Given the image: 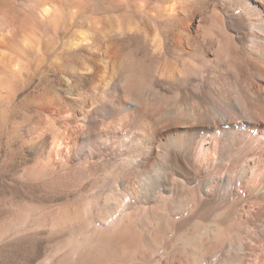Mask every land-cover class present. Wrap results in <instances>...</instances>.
I'll use <instances>...</instances> for the list:
<instances>
[{
	"label": "bare ground",
	"instance_id": "1",
	"mask_svg": "<svg viewBox=\"0 0 264 264\" xmlns=\"http://www.w3.org/2000/svg\"><path fill=\"white\" fill-rule=\"evenodd\" d=\"M88 1L0 0V101L71 34L61 54L100 66L95 97L108 139L96 147L88 138L90 108L75 113L71 136L55 127L66 111L51 107L41 129L51 163L66 164L83 137L79 162L110 178L105 199L116 208L97 214L100 242L124 250L138 232L168 257L160 239L181 252L200 236L217 244L213 264H264V0H94L91 15ZM136 37L154 57L173 47L176 64L146 80L129 73L135 56L121 43ZM191 252L192 264H208Z\"/></svg>",
	"mask_w": 264,
	"mask_h": 264
},
{
	"label": "rangeland",
	"instance_id": "2",
	"mask_svg": "<svg viewBox=\"0 0 264 264\" xmlns=\"http://www.w3.org/2000/svg\"><path fill=\"white\" fill-rule=\"evenodd\" d=\"M94 3L87 2L88 15L93 14ZM62 38L54 39L41 66H33L32 61L30 72L12 81L11 96L0 101V264H192L191 250L213 264L217 244L212 238L197 236L195 245L181 252L172 237L160 239L168 257L151 251L138 232L127 238L124 250L117 247L116 240L106 247L100 242L101 230L95 233L97 214L104 208H116L114 200L105 199L111 189L110 178L101 165L79 162L80 136L73 158L66 164L51 163L50 133L41 129L51 107L59 114L66 111L55 117V127L71 136L78 126L73 121L75 113L90 108L94 116L89 119L88 138L96 147L108 139L101 138L98 114L103 102L95 97L100 66L86 53L71 55L68 60L60 50L71 34ZM121 45L135 56L129 73L144 80L152 76L155 67L176 64L174 48L169 45L162 58L154 57L137 37L125 39ZM184 219V231L192 233L193 213Z\"/></svg>",
	"mask_w": 264,
	"mask_h": 264
}]
</instances>
